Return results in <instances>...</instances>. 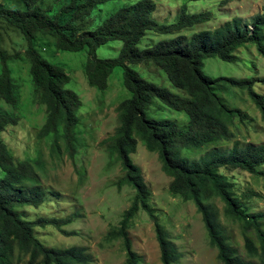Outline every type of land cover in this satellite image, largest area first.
<instances>
[{
	"label": "trees",
	"instance_id": "trees-1",
	"mask_svg": "<svg viewBox=\"0 0 264 264\" xmlns=\"http://www.w3.org/2000/svg\"><path fill=\"white\" fill-rule=\"evenodd\" d=\"M16 1L18 6L0 0V103L5 104H0V134L22 121L17 113L21 106L22 85L15 79L12 65L26 56L40 103L47 108L39 138H53V152L60 151V141H63L71 156L80 145L76 132L80 121L77 113L83 103L78 94L66 87L71 76L43 56L39 46L41 39L55 44L62 52L87 51L85 77L89 86L98 91L107 89L112 70L120 67L122 85L130 96L117 105L119 125L103 142L110 143L109 148L123 172L116 181L117 187L129 185L134 195L119 224L106 233V241L121 242L126 252L124 264H141L143 258L134 250L128 230L132 219L143 210L154 223L162 264H175L180 258L177 246L170 240L150 203L151 190L141 169L130 156L141 142L147 151L156 152L162 170L171 177V194L194 201L202 214L210 243L217 248L223 264H264V211L248 212L242 205V200H250L258 194L251 188L240 190L237 182L222 171L238 169L264 177L261 169L264 145L248 144L228 151L213 148L196 159L181 154L183 149L203 151L233 139L235 120L244 122L247 115L238 108H231L222 96L231 88L246 91L264 121V95L254 89L257 82L264 85V78L214 79L202 69L204 60L209 57L238 62L237 51L247 42L264 57V7L245 23L247 25L243 26L240 19H233L215 30L198 32L190 38L177 36L139 49L138 43L146 32H178L208 21L210 13L189 14L182 6L174 24L162 25L152 18L155 2L137 0L92 28L97 7L114 0H59L50 5L46 0ZM232 1L242 0H222L221 3ZM111 41L121 42L119 54L113 58H99L98 49ZM150 62L163 71L183 95L144 80L129 67ZM154 99L173 110L185 112L188 116L186 127L181 128L172 120L149 118L145 110ZM7 107L13 108V112ZM0 168L4 171L0 178V264H21L25 257L26 264H90L91 257L84 247H49L36 235L37 226L48 225L67 236L74 235L75 231L64 228L72 218L41 216L29 219L19 211L20 207H39L46 201L45 191L40 187L41 173L46 168L41 151L35 156L19 158L8 143L0 139ZM216 199L224 203L225 216L240 224L246 250L258 261L243 258L232 246L219 221ZM252 231L258 241L251 236Z\"/></svg>",
	"mask_w": 264,
	"mask_h": 264
},
{
	"label": "rangeland",
	"instance_id": "rangeland-1",
	"mask_svg": "<svg viewBox=\"0 0 264 264\" xmlns=\"http://www.w3.org/2000/svg\"><path fill=\"white\" fill-rule=\"evenodd\" d=\"M18 6L16 0H4ZM50 5L59 0H46ZM137 0H114L97 7L93 16L92 28L100 26L108 17L123 7ZM156 10L152 18L157 24L172 25L177 21L178 10L184 6L189 14L210 13V19L190 28L170 33L146 32L138 43L139 49L149 48L154 43L169 40L177 36L190 38L191 35L215 30L233 19L243 21V26L249 23L251 17L262 12L264 0L232 1L222 5V0H152ZM40 40L39 46L43 56L51 63L60 66L71 76L66 85L80 97L83 105L78 111L80 118L76 128L80 145L74 155L66 151L63 141H60V151H52L53 138H39L38 134L45 124L47 108L40 103V96L35 90L30 75L31 64L22 56L18 63L12 65L15 79L22 85L21 106L17 113L22 118L16 127L11 126L0 134V139L8 143L10 150L19 158L35 156L41 151L46 165L41 173L40 187L45 191L46 201L39 207L24 206L19 211L29 219L56 216L70 217L72 222L64 228L75 231L76 234L67 236L51 225L37 226L36 235L49 247L68 248L81 246L91 257L90 264H124V252L119 240L106 241V233L113 230L122 217L123 211L131 204L134 189L129 185L117 187L116 181L122 175L115 153L109 148L110 143L104 144V139L113 135L118 127L116 117L117 105L129 98V92L122 85V69L115 67L109 78L105 91H98L89 86L85 66L89 60L87 51L62 52L55 44ZM12 50L11 47H9ZM120 41H111L102 45L97 52L99 58H113L119 54ZM238 62L229 63L218 57L204 60L205 75L217 78L261 79L264 78V57L256 47L247 42L237 51ZM28 61V62H27ZM144 80L168 91L183 95L167 79L153 63L129 65ZM2 66L0 62V72ZM254 89L264 95V85L257 82ZM231 108H238L247 115L244 122L235 120L232 128L233 139L203 151L183 149L181 154L189 159L199 158L211 149L228 151L234 147L248 144L264 145V121L261 114L246 91L231 88L222 94ZM1 105L5 104L3 102ZM13 112V108L7 107ZM145 114L155 120L176 121L181 128L188 123L185 112L169 108L159 99L145 110ZM133 162L141 169V174L151 190L150 203L162 224L166 227L170 240L177 246L180 258L175 264H223L218 257V250L210 243L209 235L193 200H185L169 191L171 177L161 167V161L156 152L147 151L138 142L136 151L132 153ZM264 170V166L261 167ZM222 171L237 182L240 190L251 188L257 192L254 198L242 200L243 207L248 212L264 211V177L255 176L242 170ZM4 171L0 168V178ZM219 210V221L229 237L237 253L245 259L252 258L245 247L241 226L227 218L224 214V203L214 200ZM129 236L133 241L134 250L143 258L141 264H162L161 251L155 233V226L149 215L141 210L132 219L129 226ZM255 241V232L250 233ZM258 243V242H257ZM27 257L21 262L26 264Z\"/></svg>",
	"mask_w": 264,
	"mask_h": 264
}]
</instances>
